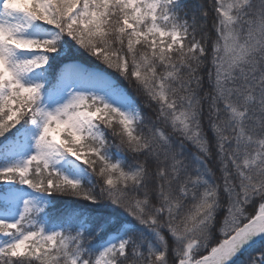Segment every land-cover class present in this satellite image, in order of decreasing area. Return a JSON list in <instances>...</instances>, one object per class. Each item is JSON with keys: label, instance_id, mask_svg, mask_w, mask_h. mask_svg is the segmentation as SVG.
Instances as JSON below:
<instances>
[{"label": "snow or ice", "instance_id": "1", "mask_svg": "<svg viewBox=\"0 0 264 264\" xmlns=\"http://www.w3.org/2000/svg\"><path fill=\"white\" fill-rule=\"evenodd\" d=\"M0 264H264V0H0Z\"/></svg>", "mask_w": 264, "mask_h": 264}, {"label": "trees", "instance_id": "2", "mask_svg": "<svg viewBox=\"0 0 264 264\" xmlns=\"http://www.w3.org/2000/svg\"><path fill=\"white\" fill-rule=\"evenodd\" d=\"M245 257H241V260H243Z\"/></svg>", "mask_w": 264, "mask_h": 264}]
</instances>
